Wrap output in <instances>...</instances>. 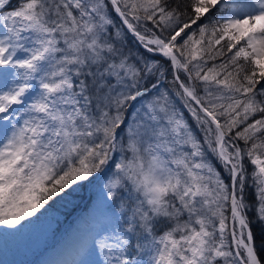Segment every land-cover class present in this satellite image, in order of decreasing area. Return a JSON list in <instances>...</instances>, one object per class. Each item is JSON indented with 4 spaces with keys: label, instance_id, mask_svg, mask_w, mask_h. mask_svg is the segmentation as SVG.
<instances>
[{
    "label": "snow or ice",
    "instance_id": "snow-or-ice-1",
    "mask_svg": "<svg viewBox=\"0 0 264 264\" xmlns=\"http://www.w3.org/2000/svg\"><path fill=\"white\" fill-rule=\"evenodd\" d=\"M32 237L264 264V0H0V246Z\"/></svg>",
    "mask_w": 264,
    "mask_h": 264
},
{
    "label": "rangeland",
    "instance_id": "rangeland-1",
    "mask_svg": "<svg viewBox=\"0 0 264 264\" xmlns=\"http://www.w3.org/2000/svg\"><path fill=\"white\" fill-rule=\"evenodd\" d=\"M89 191L84 192V198L81 199L78 203L77 209L74 211V213L65 220V223L61 227V234H63L66 231H70L71 228L75 225L78 217L81 215L86 214V210L89 205L88 200ZM57 217H59V214L57 213ZM57 239H60L58 237ZM44 243V239L42 237H32L31 239L23 242V243H10L8 246L3 247L0 246V264H16L17 258L23 253V255L27 256L28 252L31 251L33 248L38 247ZM52 241H49V244H51ZM53 253L51 249L46 252L45 249L37 255L31 264H44V261L47 257L51 256ZM23 256L22 259L23 260Z\"/></svg>",
    "mask_w": 264,
    "mask_h": 264
},
{
    "label": "trees",
    "instance_id": "trees-1",
    "mask_svg": "<svg viewBox=\"0 0 264 264\" xmlns=\"http://www.w3.org/2000/svg\"><path fill=\"white\" fill-rule=\"evenodd\" d=\"M85 192V191H84ZM84 192H82L81 194H80V197H78L76 200H75V203L78 205V203H79V201L81 200V199H83L84 198ZM77 209V208H76ZM75 209V210H76ZM74 210V211H75ZM66 211L67 210H65V209H61L60 210V212H58V214H59V219L60 220H62V221H65L66 220V216H65V214H66ZM74 211H72V214L74 213ZM71 214V215H72ZM70 215V216H71ZM70 216H68L67 217V219L70 217ZM49 243V242H48ZM43 249H45V243H43L42 245H40V246H38V247H35V248H33L31 251H29L27 254V256H25V255H23V253L17 258V261H16V264H31L32 263V261L34 260V258L37 256V255H39L42 251H43ZM22 256H23V260H21L22 259Z\"/></svg>",
    "mask_w": 264,
    "mask_h": 264
}]
</instances>
